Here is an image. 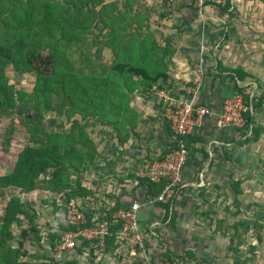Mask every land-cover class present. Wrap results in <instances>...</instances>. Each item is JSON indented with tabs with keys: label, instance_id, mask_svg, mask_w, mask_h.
I'll use <instances>...</instances> for the list:
<instances>
[{
	"label": "trees",
	"instance_id": "16d2710c",
	"mask_svg": "<svg viewBox=\"0 0 264 264\" xmlns=\"http://www.w3.org/2000/svg\"><path fill=\"white\" fill-rule=\"evenodd\" d=\"M197 1L190 0V4ZM257 3H262L264 10V0ZM204 5L215 7L225 21L235 10L232 0L218 4L205 1ZM161 10L153 0H0V118L15 113L0 137V158L7 164L0 170V264H66V255L59 261L53 252L64 234L75 230L66 225L68 205L77 211L86 209V227L91 226L94 215L99 222L107 221L109 234L102 246L93 248L92 254L108 253L115 247L121 223L113 224L111 215L122 208L120 188L131 185L125 179H133L134 174L122 177L109 171L101 176L103 183L94 184L86 169H96L104 159L88 129L91 122L100 121L113 130L121 151L130 137L140 139L135 123L128 119L130 114L134 116L128 106L129 94L140 89L142 98L151 101L153 86H166L179 94H185V87L191 86V79L183 83L185 86L179 85L170 68L175 49L155 37L152 27L166 28L168 20ZM227 29L225 40L229 38ZM105 49L115 59L108 67L97 63ZM210 53L214 54L212 60H206L205 65L212 79L209 93L214 92L215 82L225 74L232 82L231 92L242 95L247 107L242 114L243 126L235 128L241 136L233 142L238 146L257 143L264 132L255 118V113L264 107L261 75L226 66L222 56ZM117 76L124 78L122 86L116 81ZM26 78H30L27 85ZM246 78L254 81L239 85ZM254 89L258 92L252 94L251 103L244 92ZM164 122L173 138L169 124ZM250 127L251 135L247 136L244 130ZM18 135L23 138L21 143L16 142ZM182 142L189 151L195 143L204 144V139L192 132ZM174 148L176 141L157 159H163ZM137 179L152 199L166 184ZM229 181L235 196L242 195L241 182L233 180L232 175ZM33 194L43 204L51 198L53 214H63L58 226L40 224L37 212L29 205L36 201L30 199ZM174 201L175 198L166 204L159 203L164 219L169 217ZM98 208L104 209L100 215ZM232 226V230L228 229L229 257L232 264H248L243 249H255L247 242L250 226L241 219ZM43 235L48 239L45 245ZM14 240L23 246L24 242L30 244L23 248ZM254 240L261 241L260 233L254 234ZM186 253L184 257L191 261L193 254ZM165 256L173 257L170 253ZM151 259H155L154 253Z\"/></svg>",
	"mask_w": 264,
	"mask_h": 264
},
{
	"label": "rangeland",
	"instance_id": "374dc122",
	"mask_svg": "<svg viewBox=\"0 0 264 264\" xmlns=\"http://www.w3.org/2000/svg\"><path fill=\"white\" fill-rule=\"evenodd\" d=\"M153 1L157 6L160 8L162 7L161 13H164L165 17H168V20L166 21V28L152 27V29L155 33L156 39L159 42L175 49L170 68L172 71L171 73H174L175 77L177 76L178 79L181 78V81L184 78H193L194 72H197L196 64L205 66L206 60H212L213 56L211 54L213 53H210V51L222 56L226 66L242 67L256 74L264 71V10L262 8V3H257V0H232L235 10H232V8L230 9L233 13L229 16L225 15L227 17L225 21L222 19L224 16H221L222 14H220L215 7L204 5L205 1L218 4L223 0H202V2L201 0H198L192 5L190 4V0ZM167 6H171L172 9L167 10ZM211 18H215V20H212ZM216 20H220L221 22L216 23ZM225 23H227V26H224ZM226 28H228L227 31L229 33V38L225 40L223 36L226 32ZM242 28H250L253 31L251 33L250 31H244ZM114 61V55L110 50L107 49L102 51V53H100L97 58V63L106 67H108L109 64L113 63ZM85 73L88 74L89 70L86 69ZM96 73L99 75L98 71H96ZM211 80L212 79L208 74L207 69L204 68L203 75L200 79L198 96L199 98H204L203 106H209L210 103H213L211 106L214 114L221 110L224 100L243 103L244 99L242 98V95H236L235 93L233 94L229 90L228 95L233 94L232 97L228 96L231 98L225 97L224 99H218L215 97L216 101L209 99V97L213 95L208 91L211 86ZM219 80V82H215L217 85H215L216 89L224 84H226V86L228 84H232L231 80L224 75ZM29 81L30 78H26L24 83L26 82L27 85ZM116 81L120 84V86H122L121 84H123L124 78H116ZM247 81L249 82L251 79H247ZM241 84L242 83H239V85ZM246 85H248V83ZM229 88L231 90V87ZM255 92L256 89H254L252 92H247V90L244 92V95L249 97L251 103L254 102L252 99V94ZM128 96L130 97L128 99V106L130 109H132L134 116L136 117H130L132 115L130 114L128 116L129 121L135 123L136 130H140L139 132H141V135L145 136V140L149 139L151 148L155 150L158 149L160 152L159 154H161V151L167 146L168 142L172 141V139L166 134L167 130L163 119L152 115L154 112L152 111L153 113L151 114L146 108H150V106L153 107L152 102L148 103L149 106L144 105L145 103L142 104V94L140 89L135 90ZM217 100L218 102L221 100L220 104L217 103L218 105H216ZM154 111L157 113L156 109ZM14 114L15 113L0 118V137L4 131V128L8 124V120L12 118ZM215 117L216 115H214L212 118L215 119ZM256 117H261V123L264 124V110H261L260 113H255V118ZM122 122H124V120L121 119L120 123ZM228 126H232V129L240 128L239 126L234 125V121H232V124L230 123ZM88 130L90 131L91 137L98 147V152L103 156L102 160H105L106 158L111 160L110 158L114 157L118 151L117 149L120 148V146L117 147V145H115V135L113 130L102 126L98 120L91 122L89 124ZM239 136H241V134H239ZM229 138L228 141L231 142L232 137ZM22 139L23 138L20 137V135L16 136L17 143H21ZM262 140L264 141V135ZM142 143L147 144V141L144 142L143 140ZM254 145V143L250 144V146ZM237 146L238 145H235L234 143V151L231 150L229 152L230 161H228V181H226V177L223 178L224 180H222L226 186H228V192H225V190L220 191L217 194L218 197H214L217 193L216 192L212 196L217 201L214 202L211 200V202L207 203V207L195 206L192 203L187 205L184 203L178 210V217L182 216V220L189 219L192 217V215L195 216V214H198L199 217L204 215L205 217L212 216L217 218H219V216H224L226 219L229 217V223L226 225V228L228 227L229 230L233 229L232 224L234 220L237 221L239 219V215L242 220L246 218L250 226V233L253 234L252 237L258 232L260 233L261 241L258 243L251 236L247 237V242L251 243L252 246H255L256 250L251 251L250 247L246 246L243 249V253L246 257L247 263L264 264V153H258L260 158L258 157V162L254 163L256 167L254 171L248 170V172H241V170L236 167L238 165L234 163V159L239 155V150L241 149L240 146H238L239 149ZM260 146L262 147L264 145L260 144ZM223 149L225 150V147ZM133 163L134 162H129L126 164V161H124L120 163V165L117 166L118 168H115L113 171L116 174H119L121 171H123V168L121 167H125V171L133 173V170L135 171L140 165H138V163L133 165ZM6 165L7 164L5 160L0 158L1 171L5 169ZM93 172V177L91 176L92 182L94 184H97L99 181L103 183L104 178L100 179L101 175L95 173L96 171ZM230 175H232L233 180H239L241 182L240 188L243 190V195L236 197L231 190L229 181ZM101 187H103V184ZM109 188L107 189V192L109 191ZM33 195L34 196H31L30 199L36 201L29 202V205H31L32 209L37 212L38 221L40 224L45 226V224L48 222L50 225L58 226L63 219V214H53V204L51 198H48V202L43 204L38 198H36L35 194ZM102 199L106 198L102 196ZM62 211H64V206ZM205 219L208 220L207 218ZM204 222L207 223L210 230L218 229L216 226L217 223H212L209 221ZM192 225L193 223L191 222H183V224L176 223V226H182V230H184V228L185 230H190ZM221 226L223 225H220V227ZM241 229L243 230V228ZM181 236L182 237H180L179 240L178 238H174V243L179 245L182 244L183 247L187 246V244L192 241L191 239H188L185 234H182ZM18 241L14 240L13 242H15L18 246H23V243H19ZM43 242L44 245L48 242L46 235H43ZM29 244L30 242H24L23 248H28ZM30 249L34 250V248L31 246ZM46 250L48 249L46 248ZM230 255L231 252L228 251V263L232 264V260L229 257ZM197 259L199 263L203 264L213 261L211 256L207 254H198Z\"/></svg>",
	"mask_w": 264,
	"mask_h": 264
},
{
	"label": "crops",
	"instance_id": "0c3cea01",
	"mask_svg": "<svg viewBox=\"0 0 264 264\" xmlns=\"http://www.w3.org/2000/svg\"><path fill=\"white\" fill-rule=\"evenodd\" d=\"M257 74L261 75L260 78L262 79V81H264V71H261ZM224 76L226 75L224 74ZM175 78L179 80V85L182 87L185 86L183 85V83L189 80V78H184L181 81V78L178 79L177 76ZM247 79L249 78H246L245 82L242 83L245 86H247V83L249 85L251 84V82H253L252 80L248 82ZM262 85L264 86V83ZM254 86H256L255 83ZM229 87H231V90ZM228 90L230 92L232 91V84H228L227 86L226 84L221 85L218 89L215 88L214 92L212 93L213 95H211L209 99H211L212 101H216L215 97L218 99H224L228 96L232 97L233 94L228 95ZM208 91L210 92V88ZM203 99L204 98L201 97L199 98V101L202 103ZM221 100L219 102L217 100L216 105L220 104ZM141 101L142 104L145 103L144 105H148V103L152 102L153 107H144H146L151 114L154 112L152 115L162 118L160 112H158V106L154 99H151V101H146L141 98ZM212 104L213 103H210V106ZM155 109L157 113H155ZM261 110L263 111L264 107L259 110V113L261 112ZM261 120V117H256L257 123L264 126V124L261 123ZM228 127L231 129H229ZM228 127L218 128L215 124V119H213L212 117H207L202 121L201 126L194 129L193 134H195V136L203 138L204 144L195 143L194 146L189 149V155L185 162L182 174L185 187L183 188L181 194L175 198L174 203L171 205L170 214L167 219L163 218L164 209L161 207V204L148 202V200H146V188L140 184L134 185L133 183L137 182L136 173L140 169V167H142L149 160L157 159L168 147L171 141L168 142L167 146L161 151V154H159L160 152L158 151V149L155 150L151 148L149 139L145 140V136L141 135V132H139L140 139L130 137L127 144L121 148V151L117 149L118 151L116 152V155L110 158L111 160H109V158H106L96 167V169L87 168L86 172L91 173L90 175L92 177L93 171H96L95 173L102 176L106 172L113 171L115 168H118L117 166H119L120 163L124 161H126V164L129 162H134L133 165H136L137 163L138 165L140 164L139 166L137 165L139 168L137 167L135 171L133 170L134 178L128 179L127 177V179H125V182L130 181L129 183L131 185L122 186L120 188V198L122 207H128L132 202H138L140 204V208L137 211L138 226L142 232L148 249L153 251L160 248H165L167 252L170 253L174 258L180 260V264H203L199 263L197 259L198 254H207L211 256L213 261L207 264H231L228 263V239L230 238V236L228 233V227L226 228V225H228L230 220L229 217L228 219H226L224 216H219V218L212 216L205 217V215L199 217L198 214H195V216L192 215V217L186 220H182V216L178 217V210L184 203H186L187 205L189 203H192L195 206L207 207V203L211 202V200L214 202L217 201L214 197H218L217 194L220 191L225 190V192H228V186H226V184L222 180H224L223 178L226 177V181H228V156H230L229 152L231 150L234 151L233 148L235 142H233V139L237 140L240 137L236 129H232V126ZM244 131H247V136L251 135V127L249 130L246 129ZM166 134L172 139L168 131ZM263 135L264 134L260 135L259 141L255 143L254 146H250L251 143L240 146V153L235 157L234 163L238 165L236 167L239 168L241 172H248V170L254 171L256 169L254 163L258 162L260 158L258 156V152L260 151L261 154L264 153V146H260V144L264 145V141L262 140ZM229 137H232L231 142L228 141L230 139ZM143 140L144 142L147 141V144H143ZM115 145H117L116 139ZM235 145L237 144L235 143ZM224 147L226 153L223 149ZM237 148L239 149L238 146ZM147 157L149 159H147ZM121 168H123V171L117 174L118 176L124 177L132 174V172L125 171V167ZM215 193L216 195L213 197L212 195H214ZM205 218H207L208 220H206ZM239 219H241L240 215ZM243 220H246L248 223V220L246 218H244ZM204 221L217 223L216 226L218 227V229L210 230L207 223ZM183 222L193 223L191 229L185 230L184 228V230H182V226H176V223L183 224ZM220 225L223 226L220 227ZM182 234H185L188 239L192 240L189 244H187V246L183 247L182 244L179 245L174 243V238H178L179 240L180 237H182ZM252 235L253 234L249 232L248 236L252 237ZM252 238L254 239V236ZM250 250L255 251L256 248H250ZM187 251H191V253L193 254V258L191 259V261H189L187 257H184L187 255Z\"/></svg>",
	"mask_w": 264,
	"mask_h": 264
},
{
	"label": "built area",
	"instance_id": "2783aa9c",
	"mask_svg": "<svg viewBox=\"0 0 264 264\" xmlns=\"http://www.w3.org/2000/svg\"><path fill=\"white\" fill-rule=\"evenodd\" d=\"M204 68L205 66L200 64L197 66V72H194L191 79V86L185 87V94L172 93L166 86L152 88V99L157 103L158 112L174 133L171 142L176 141L177 148L172 149L161 160L147 161L137 171L136 177L139 179H148L153 183L166 182L155 199L145 195L148 202L166 204L181 194L185 187L182 178L183 168L189 152L184 147L182 139L191 134L196 127L201 126L205 118L216 115L215 124L218 128L228 127L232 121L239 127L244 124L242 114L247 110L244 103L224 100L221 110L214 114L212 106H203L199 101L198 90ZM133 184L138 185V179ZM139 208L138 202H132L128 207H122L111 215L113 224L121 223V227L116 232L115 247L108 253L100 252L95 255L91 251L102 246L105 236L109 234L107 221L99 222L98 217L94 215L91 218V226L86 227L88 221L86 209L77 211L73 205L66 206V225L74 226L75 230L67 231L56 245L53 252L55 258L60 261L66 254V264H72L71 262L74 261L77 264H96V262L97 264H180L179 259L165 256L168 253L165 248L153 251L148 249L138 226ZM103 210L98 208L97 213L100 215ZM153 253L154 260L151 259Z\"/></svg>",
	"mask_w": 264,
	"mask_h": 264
}]
</instances>
